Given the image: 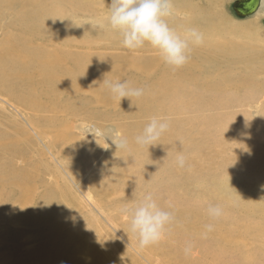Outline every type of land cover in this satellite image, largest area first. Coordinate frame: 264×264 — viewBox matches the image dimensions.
<instances>
[{"label":"bare ground","instance_id":"bare-ground-1","mask_svg":"<svg viewBox=\"0 0 264 264\" xmlns=\"http://www.w3.org/2000/svg\"><path fill=\"white\" fill-rule=\"evenodd\" d=\"M173 1L184 16L170 27L203 35L178 69L106 32L111 0H0V264L31 241L8 232L19 224L45 227L50 240L25 264H138L121 259L120 238L137 251L121 208L148 192L173 220L157 244L137 251L147 261L264 264V115L251 120L264 112V39L251 23L230 21L220 0ZM117 80L144 94L114 99L106 85ZM152 117L168 130L155 146L137 144ZM117 134L125 147L111 140ZM232 150L252 151V163L239 155L238 166ZM51 170L71 179L75 194ZM210 206L222 215L210 217Z\"/></svg>","mask_w":264,"mask_h":264},{"label":"clouds","instance_id":"clouds-1","mask_svg":"<svg viewBox=\"0 0 264 264\" xmlns=\"http://www.w3.org/2000/svg\"><path fill=\"white\" fill-rule=\"evenodd\" d=\"M173 12L172 0H111L107 19L111 29L120 33L122 47L135 52L148 45L158 53L164 64L178 69L188 62L189 44H201L203 35L195 28L187 29L183 36L178 34L167 22ZM86 23L92 28L99 26L93 25L91 21ZM106 86L112 97L120 102L122 99L130 100L131 97L138 98L144 94L143 88L133 87L127 81H108ZM168 127L167 120L152 117L136 137V143L155 146ZM111 140L116 147L126 146L119 134L117 139ZM176 162L183 168L185 157L178 154ZM121 212L129 218L130 230L137 237V251L157 244L163 238L167 225L173 220L172 213L161 208L151 192L146 193L134 206L122 207ZM208 214L216 219L222 215V209L210 206ZM212 228V224L206 225L207 231ZM124 233L128 237V233ZM189 251L190 247H186L185 253Z\"/></svg>","mask_w":264,"mask_h":264},{"label":"rangeland","instance_id":"rangeland-1","mask_svg":"<svg viewBox=\"0 0 264 264\" xmlns=\"http://www.w3.org/2000/svg\"><path fill=\"white\" fill-rule=\"evenodd\" d=\"M194 1L201 3L204 0H194ZM220 1H221V9L224 11V14L228 17V19L230 21L240 22V23H248V22L251 23L252 25H254L251 27L252 31H255V32L257 31L260 34V35H257L255 33V36L257 38H260V40L262 38L264 39V0H261V4H260V7L258 8V10L255 13L248 15V16H240L237 14V12L235 11V9L233 7V4L236 0H220ZM172 3H173L174 12H173L172 16L167 18L168 24L170 21L176 20V18H181L184 16L183 14H181L177 11V9L175 7V2L173 0H172ZM102 9L104 11H106V13H105L106 15L109 14V11L106 10L104 7ZM89 21H91L93 25H98V23L93 22L91 18H86L84 20V22H83V20H81V22L83 24H85L86 22H89ZM86 24H88V23H86ZM88 25L91 26L90 24H88ZM98 27H100V25ZM101 28H103V27L101 26ZM110 29L111 28H108V30H106V32L108 34H110ZM262 43L264 46V42H262ZM2 104L3 103L0 102V105H2ZM6 107H8L7 112L9 113L10 118L13 119L11 116L13 113L10 111V107L8 105ZM262 107H264L263 103H262ZM263 115H264V112L262 111V108L260 109V111L258 113L254 112V114L252 115V118H251L252 122L259 121V119ZM20 119H21V117H20ZM98 152H99L98 155L102 154L101 150H99ZM229 155L232 156V158L235 161H238V163H239L238 166H240L241 158L243 160V163H248V164H251L252 160L254 159L253 153L250 150L249 151H247V150H232V151H229ZM239 155L241 156V158L239 160H237L236 157H238ZM255 158L258 159V156H255ZM262 162L264 163V157H262V161L259 160L260 165L262 164ZM238 166H236V167H238ZM51 167H53V166H51ZM247 167H249V166H247ZM235 171H239V170H235ZM51 173H52V178L54 180L61 182L60 189L63 190L64 193L69 192V193L75 194L74 189H77V186L74 184V182L71 179H70V183L66 179H63L62 176L60 175L59 170H51ZM62 175H64V174H62ZM84 175L86 178L88 173H85ZM57 181H55V182L57 183ZM64 181H66V183L69 185L68 187H66L64 185ZM76 181H78V180H76ZM56 183H54V185H56ZM38 191L41 192L42 189L40 188ZM8 193L13 194V195H19L20 190L13 188ZM12 209H14V208H12ZM15 209H18V208L16 207ZM79 209H80V204H79ZM72 213L73 212H71V214ZM99 221L104 222V220H100V219H99ZM24 228H25V226L20 225V224L19 225H12V227L7 228L8 232H9V229H12L13 231L18 232L19 234H22L23 236L28 237L31 240L30 242L26 243L25 246H17L16 249H10L8 252H4L11 259L12 263H10V264H25L23 262L28 259V256L31 252L41 248L44 245L43 243L47 244L50 242L49 239L45 238V235L41 234L46 230L45 227L43 228V230H38L35 227H30L27 230H24ZM108 231H111L110 235L112 233L117 235V233L111 228V226H109ZM4 234H5V232L3 233V235ZM120 239L121 240L119 241V243H117V245L120 247V249L124 255V258L128 259L130 256H132L131 258H129L127 260L128 263L132 262L133 259L135 258L138 261V264H159L156 261L151 260V259H148L149 261H147L137 251H135L132 248V246L125 239H123V238H120ZM2 241L8 242L11 240L9 237H5V239H2ZM123 249H125L126 251H123ZM1 252L2 251H0V256H1ZM0 262H1V260H0Z\"/></svg>","mask_w":264,"mask_h":264},{"label":"water","instance_id":"water-1","mask_svg":"<svg viewBox=\"0 0 264 264\" xmlns=\"http://www.w3.org/2000/svg\"><path fill=\"white\" fill-rule=\"evenodd\" d=\"M261 0H236L233 7L238 15L248 16L255 13L260 7Z\"/></svg>","mask_w":264,"mask_h":264}]
</instances>
